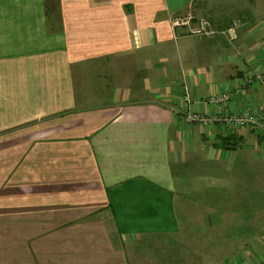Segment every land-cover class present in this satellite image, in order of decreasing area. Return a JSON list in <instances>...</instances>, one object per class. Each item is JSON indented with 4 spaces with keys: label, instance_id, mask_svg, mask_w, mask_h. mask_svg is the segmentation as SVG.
I'll list each match as a JSON object with an SVG mask.
<instances>
[{
    "label": "crops",
    "instance_id": "1",
    "mask_svg": "<svg viewBox=\"0 0 264 264\" xmlns=\"http://www.w3.org/2000/svg\"><path fill=\"white\" fill-rule=\"evenodd\" d=\"M188 11L238 21L235 41L176 36ZM109 61L135 67L127 85L89 83ZM257 75L264 0H0V264H129L126 247L143 264H262L264 184L226 161L264 141L177 117L184 87L200 115H264Z\"/></svg>",
    "mask_w": 264,
    "mask_h": 264
},
{
    "label": "built area",
    "instance_id": "2",
    "mask_svg": "<svg viewBox=\"0 0 264 264\" xmlns=\"http://www.w3.org/2000/svg\"><path fill=\"white\" fill-rule=\"evenodd\" d=\"M170 24L173 29V32L176 36L178 35H188L194 36L199 38L211 39L214 35L217 34V29L214 28L213 24L204 19L195 17L191 11H188L185 14H179L171 17ZM238 25V22L233 21L231 25L221 30V36L226 37L230 40L235 38L234 28ZM219 35V34H217ZM216 35V36H217ZM252 79L250 78V82ZM264 81L263 75H257L255 77L254 82L262 84ZM228 96L226 94L218 95V96H211L208 99V103L215 105L219 103H223L225 100H228ZM182 102L184 104L182 111H190L191 101L189 92L183 88V97ZM181 115V114H180ZM184 122L188 123H200L202 125L208 124H216L222 123L229 127H246L250 131L254 133H259L260 135L264 136V115L259 112L257 114L252 113V111L247 110L244 114H232L227 115L226 117H212V116H203L198 113H195L193 110L184 117ZM264 264V262L262 263Z\"/></svg>",
    "mask_w": 264,
    "mask_h": 264
},
{
    "label": "rangeland",
    "instance_id": "3",
    "mask_svg": "<svg viewBox=\"0 0 264 264\" xmlns=\"http://www.w3.org/2000/svg\"><path fill=\"white\" fill-rule=\"evenodd\" d=\"M198 18H201V16ZM52 19H53L52 25L54 26V25H56L55 16H53ZM204 19L210 21L213 24L214 28L218 30V31H216L217 34H219V35L216 34L217 36L223 37V36H221L222 35L221 30H224L226 28H223V29L219 28L213 21H211L207 17H204ZM236 22H238V21H236ZM239 27H240V24H238L234 28L235 34L237 31V28H239ZM216 35H214L212 37V39L217 37ZM236 37H237V34H236ZM232 41H235V40H232ZM127 62H129V61H126L125 63H118V62H110L109 61V65H106V64L98 65L92 71V75H96L99 79H104V80H102V83L99 82V80L98 81H95V80L89 81V83L93 86H96L99 84H102V86H103V83H104V87L106 86L107 87L106 89H109L111 87V78L113 76V80H114L113 83L114 84L116 82H118L121 85H127L126 83L129 82V79H127V78L129 76V74H133V70L135 68V67H132L131 63L129 64ZM131 69H132V72H131ZM123 83H125V84H123ZM260 85L261 86L264 85V81ZM92 99H95V96L92 97ZM84 105L88 106V107H95L94 101L91 103H85ZM182 107H184V104L182 105ZM190 111H192V109H190ZM190 111H180L181 115H177L179 121L184 123V117H186L190 113ZM63 113H60L58 115H61ZM244 113L245 112H243V114ZM252 113L257 114L259 112L258 111H252ZM251 132H253V131H251ZM243 144H244V147L241 150L237 151V153L231 154L230 158L227 159V161H226L227 163L230 162V167H233V168H231L232 179L234 178L233 177V171L235 169H245V170L247 169V171H250V172H248L249 174H247L248 176H245L247 179V182H249L252 179L253 182L258 180V182L264 184V142L260 148L258 147V150L255 153L250 152L252 149V144H250V143H248V144L243 143ZM204 160H206V163H205L206 166L211 167L210 164H211V161L213 160V158H209L210 161L207 158H204ZM211 168H214V167L212 166ZM255 168H257L258 170L261 171L260 175H258V176L255 175V173H254ZM186 170L189 171V169H186ZM251 172H252V174H251ZM239 176H240V174L238 173L237 177H239ZM239 179H243V178L239 177ZM252 181H250V182H252ZM125 251L128 254L127 260L129 259V264H143V262L141 261V258H135L134 257V254L131 253L132 250L129 247H126ZM153 259H155V256H153ZM150 260H151V258L149 257L147 264H151Z\"/></svg>",
    "mask_w": 264,
    "mask_h": 264
},
{
    "label": "trees",
    "instance_id": "4",
    "mask_svg": "<svg viewBox=\"0 0 264 264\" xmlns=\"http://www.w3.org/2000/svg\"><path fill=\"white\" fill-rule=\"evenodd\" d=\"M255 137L258 138V140L260 141H264V136L260 135L259 133H254ZM242 138L240 137H235L233 135L225 137L224 139H222L220 141V143L223 145V148L225 150L231 151V150H235L237 148L238 145L241 144L242 142Z\"/></svg>",
    "mask_w": 264,
    "mask_h": 264
}]
</instances>
